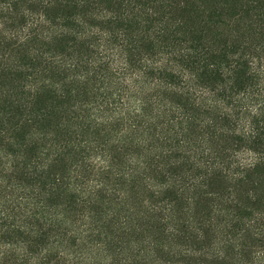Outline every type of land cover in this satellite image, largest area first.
Listing matches in <instances>:
<instances>
[{"label":"trees","instance_id":"1","mask_svg":"<svg viewBox=\"0 0 264 264\" xmlns=\"http://www.w3.org/2000/svg\"><path fill=\"white\" fill-rule=\"evenodd\" d=\"M0 264H264V0H0Z\"/></svg>","mask_w":264,"mask_h":264}]
</instances>
